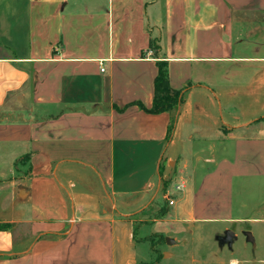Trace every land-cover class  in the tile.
Segmentation results:
<instances>
[{"label": "crops", "instance_id": "0c3cea01", "mask_svg": "<svg viewBox=\"0 0 264 264\" xmlns=\"http://www.w3.org/2000/svg\"><path fill=\"white\" fill-rule=\"evenodd\" d=\"M168 178L173 225L262 212L264 0H0V264L146 262Z\"/></svg>", "mask_w": 264, "mask_h": 264}, {"label": "rangeland", "instance_id": "374dc122", "mask_svg": "<svg viewBox=\"0 0 264 264\" xmlns=\"http://www.w3.org/2000/svg\"><path fill=\"white\" fill-rule=\"evenodd\" d=\"M172 185V178L163 180L159 195L138 214L137 233L154 238L153 246L150 242L139 244L141 259L149 263L158 256L156 264H264V207L257 218L230 225L226 230L214 224L173 225L168 218ZM155 221L159 231L152 233ZM227 231L232 232L230 237ZM166 238L171 242L167 243Z\"/></svg>", "mask_w": 264, "mask_h": 264}, {"label": "trees", "instance_id": "16d2710c", "mask_svg": "<svg viewBox=\"0 0 264 264\" xmlns=\"http://www.w3.org/2000/svg\"><path fill=\"white\" fill-rule=\"evenodd\" d=\"M150 48L155 53H158L160 50V45H158L157 42L154 40L151 42ZM157 64L158 74L155 78V96L153 106L151 109L148 110L145 109L142 104L138 103V105L142 109H145L151 113L170 112L171 120L169 125V134L171 135L176 125L180 105L183 102L184 90H175L170 86L167 61L159 60ZM169 139L170 136L168 135V140ZM160 237L164 239L163 235H160ZM143 241H148L153 246L154 238L150 236L143 239ZM158 259L159 257L157 256L154 262H140L138 264H156L158 262Z\"/></svg>", "mask_w": 264, "mask_h": 264}, {"label": "water", "instance_id": "95a60500", "mask_svg": "<svg viewBox=\"0 0 264 264\" xmlns=\"http://www.w3.org/2000/svg\"><path fill=\"white\" fill-rule=\"evenodd\" d=\"M226 233H227V237H230V236L232 235V232H231V231H227ZM247 236H248V239H249V240H252V235H251L250 232H247ZM166 240H167V243H170V242H171V241L169 240V238H166Z\"/></svg>", "mask_w": 264, "mask_h": 264}, {"label": "built area", "instance_id": "2783aa9c", "mask_svg": "<svg viewBox=\"0 0 264 264\" xmlns=\"http://www.w3.org/2000/svg\"><path fill=\"white\" fill-rule=\"evenodd\" d=\"M101 70H102V71H104V69H103V68H102Z\"/></svg>", "mask_w": 264, "mask_h": 264}]
</instances>
